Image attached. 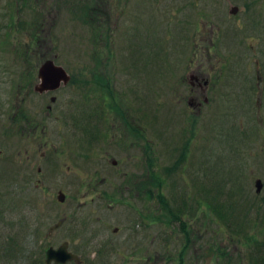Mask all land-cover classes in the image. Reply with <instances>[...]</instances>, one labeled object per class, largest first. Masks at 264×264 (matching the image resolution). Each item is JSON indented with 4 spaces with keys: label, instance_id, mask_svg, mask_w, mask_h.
<instances>
[{
    "label": "rangeland",
    "instance_id": "obj_1",
    "mask_svg": "<svg viewBox=\"0 0 264 264\" xmlns=\"http://www.w3.org/2000/svg\"><path fill=\"white\" fill-rule=\"evenodd\" d=\"M262 3L148 0L149 13L145 14L157 15L154 21L141 20L135 33L134 27L127 29V13L118 15L126 8L125 0H115L111 7L116 9L114 41L111 48L101 49L93 27L83 17L65 11L60 0L58 4L55 0H0V264H45L47 249L65 240L82 256L81 264H124L122 255H131L142 239L148 245L147 264H264V79L257 78L264 74ZM231 4L240 6L239 11L231 12ZM219 27L224 38L216 52L223 56L226 51L221 48H229L232 56L222 71L227 85L214 94L208 92V101L199 109L189 105L186 89L189 72L201 66L186 63L211 43L209 37L216 36ZM132 45L143 46L137 54L147 61L143 70L126 62L134 51ZM96 55L115 58L113 73L107 75L108 69L106 76L93 72L90 57ZM46 58H55L74 74L82 71L76 77L79 94L73 92L76 85H71L59 92L57 105L80 95L85 103L82 124L51 116L43 121L47 133H32L51 138L58 147L41 160L38 153L27 151L30 145L25 138L30 131L24 133L26 123L17 120V105L36 80L32 75L36 61ZM108 83L121 92L120 104L130 105L136 115L144 117L148 182L155 184L158 177L163 178L165 207L177 210L192 203L182 216L186 223L193 222L194 249L177 252L185 238L184 222L152 224L149 219L142 230L134 224L129 244L110 248L104 259L102 254L94 257L103 238L123 239L128 233L127 222L117 220L125 206L111 211L104 206L100 196L109 182L98 184L95 171L105 170L109 175L111 169L140 170L142 163L139 157L128 159L117 149L114 158L119 165L103 166L99 147L96 154L91 153L96 122L92 94ZM21 88L24 93L18 95ZM31 91L24 111L39 121L49 98L35 96L33 86ZM203 99L195 97L192 102ZM100 146L108 149V143ZM51 158L52 164H46ZM115 175L118 184L122 177L118 172ZM258 178L263 183L260 192ZM60 190L67 195L64 202L58 199ZM165 213L170 217V210ZM65 217L62 226L56 227ZM116 225L122 226L119 235L113 234ZM135 262L139 264V260L129 264Z\"/></svg>",
    "mask_w": 264,
    "mask_h": 264
},
{
    "label": "flooded vegetation",
    "instance_id": "obj_2",
    "mask_svg": "<svg viewBox=\"0 0 264 264\" xmlns=\"http://www.w3.org/2000/svg\"><path fill=\"white\" fill-rule=\"evenodd\" d=\"M42 0H37V2H41ZM53 1V0H47ZM57 1V4L59 0ZM61 3L65 4V11H70L75 17L84 18L85 24L91 25L93 29L95 30V40L96 44H98V48H111V45L114 41V27L115 22L114 19H112V16H115L116 9L111 8L113 6V3H115V0H60ZM151 1H159V0H151ZM233 0H228L229 3H231ZM244 1V0H242ZM260 1L264 0H254V2H257V4L260 3ZM241 2V0H240ZM126 8L120 10L118 15H123L125 12L127 13V29L129 31H132V28L134 27L135 33H137V26L141 25V20H145L148 22V19H152L154 21L156 17L155 14H145L149 13V10L147 8L148 6V0H125ZM248 4H245L244 2V9L246 8ZM108 6V8L106 7ZM260 6V5H259ZM264 9V3L260 6L259 9ZM54 7L49 4V11L52 12ZM240 9V6L237 4L232 5L229 10L231 12H238ZM180 10V6H178V10H174L178 13ZM246 10V9H245ZM250 10V9H249ZM128 11V12H127ZM108 13V14H107ZM146 15V16H145ZM126 16V15H125ZM134 16V17H133ZM145 16V17H144ZM137 19V22L134 21V19ZM143 20V21H144ZM222 28L219 27V30H215L214 32L217 34L216 36H210V42L207 46L204 47V50L202 49V52H196L194 57L188 58V62L186 64L189 65H195L200 64V68H198L197 72L196 70H192V72H189V85H187V95L189 97V105H192L194 107H198L199 109L202 108V105L204 102L208 101V94L209 93H216L221 91L223 86L225 87V79H224V72H222L225 68V66H228L230 64L231 55L229 52V48L225 50L224 47L221 48V51H226V54L223 56H220L218 52H216L220 47L219 44H221L222 41ZM226 32V31H225ZM131 36H135L134 33H131ZM215 39H217L215 41ZM208 41V38L206 39ZM133 43H139L138 41H134L132 39ZM200 42V41H199ZM199 42H195V44H199ZM203 42V41H202ZM132 43V44H133ZM143 46L140 47H134L132 45L131 50H134L133 53H131L132 56L127 58V63L130 65H141V70H143L145 63L147 62L145 57L140 58L137 56L138 52H142ZM197 48V47H196ZM206 49V50H205ZM223 49V50H222ZM140 50V51H139ZM199 53V54H198ZM139 53L138 55H140ZM202 55V56H200ZM200 56V57H198ZM52 59L56 63L55 58H46L41 60H37L34 67H36L32 73L34 78L36 79L34 84L31 83L29 85V89L24 91L25 94L22 95V98L19 100L17 107L20 108L17 111V120L19 122L24 121L26 123L25 130L23 129L24 133L29 129L30 132H27L28 135L25 138L30 145V149L28 148L27 151L32 152L31 154H39V159L46 158V155L52 154V152H57L58 147L54 143H52L49 137H36L33 134H36L38 130H40L43 134L47 133V124L44 123L45 120L51 118V116H54L55 118L59 119L62 118V120L69 118L74 124H82V121L84 119V115H82L83 109H84V100H81L80 97H84V95L77 96V99H70L66 100L64 104L57 105L59 98L58 94L59 92L63 91L65 88L76 85L77 88H73V92L79 94L81 89L79 88L80 84L78 81L80 80L78 77L82 71L78 69V73L74 74L70 72L68 69L64 67L68 75L70 76V79L68 82H65L64 80L61 82L60 86L56 89H44V90H38L39 83L41 82L39 71L41 65L49 60ZM90 62L94 65L93 66V72L97 71L98 75H105L108 69V74H111L109 71L113 73L114 71V64L116 62L115 58L109 57V56H98L90 57ZM256 62L259 63V60L256 58ZM173 64L174 61H171ZM179 63V62H178ZM181 63V61H180ZM85 64V63H80ZM206 66V67H204ZM260 69V68H259ZM37 71V73L35 72ZM32 71V70H31ZM194 71V72H193ZM36 73V75H35ZM95 74V73H94ZM96 76V75H95ZM31 77V76H30ZM99 78V77H98ZM258 80L264 79V74L258 75ZM187 76L184 77V81L186 82ZM105 80V79H104ZM104 80L100 82H103ZM233 81V80H232ZM111 83H108L107 85H102V88H96L93 91V96L95 97V110L92 112L93 116H95L96 122L94 123V132L95 135L92 138L93 146L92 152L95 153L99 147V157L98 159H103L102 162L103 166L108 164L109 162L113 164V166L117 167L119 165L118 160L114 158V155L117 154V149L119 153L125 154L129 158L139 157L142 160L141 168L140 170L136 168H132L129 170L124 169H111L107 172H109V175L106 174L105 170H96L95 176H97V182L98 184H105L108 183V186H106L107 191L102 193L100 198L104 200V206L107 207L110 211L115 209L116 206H125V210L118 212L117 220H124L127 223V231L128 233H125V237L123 239H106L103 238L99 242V248H97V251L94 253V257H97L98 254H102V258L104 259L105 253L110 248H115L117 250L118 247L123 246L124 244H129V238L131 237V234L133 230V226L135 224L136 227H138L140 230H142L143 226L148 227L149 219L153 220L151 222L152 224H158L163 223L166 221H179V219L166 217V213L164 210V204L163 201H161V194L164 193V190L162 187H164L163 184L159 183L160 181H163V178L159 179V177L156 179L155 184H150L148 182V146L149 141L146 137V126L144 124V117L143 115H136V113L132 110L133 108L130 105L125 106L124 104H120L119 100L121 97V92L110 87ZM33 86V92L35 93V96H42L44 98H49V102L45 104L43 107L45 114L43 115V119H40L39 121L34 119L31 116H28V114L24 111V105L26 104V101L28 99V95L30 94L31 88ZM220 86V87H219ZM31 87V88H30ZM40 87V86H39ZM219 87V88H218ZM45 88V87H44ZM220 89V90H219ZM24 90V89H23ZM22 88L19 89V94L21 95V92H23ZM262 91H264V87L261 88ZM23 92V93H24ZM209 92V93H208ZM73 93V94H74ZM195 97H203V102L201 100H198L196 103H193L192 100ZM72 103V104H70ZM27 106V105H26ZM23 107V109H21ZM75 110H73L72 108ZM27 108H29L27 106ZM73 110V112H72ZM194 111V109H192ZM44 121V122H43ZM65 121V120H64ZM44 123V124H43ZM65 125V123H64ZM102 144L108 143V149L101 150ZM96 149V150H95ZM95 150V151H94ZM131 150H137L138 152H131ZM30 155L29 158H30ZM53 157V156H52ZM99 159V160H100ZM45 160V159H44ZM52 158L49 159V161L46 162V164L50 165L52 164ZM105 169V168H104ZM38 173L41 174L43 172V169L41 166H38ZM116 172L119 173V175L122 177L120 179V183L116 184ZM109 177V178H108ZM114 180H113V179ZM67 197V195H66ZM151 200V202H150ZM153 201V202H152ZM192 206V203L189 204V207L185 206L189 209ZM117 211H115L116 213ZM168 214V213H167ZM119 218V219H118ZM66 220V217L63 218L61 221L63 224ZM181 220V219H180ZM182 223L184 222V226H181V230L184 231L185 238L183 242L181 243L182 248H179V255L187 252L186 249H194L195 248V231L192 220H189L187 223L183 220L182 216ZM121 225V224H120ZM116 225L113 227L114 235H119L120 230L122 229V226ZM62 226V225H61ZM59 226V227H61ZM109 238V236H108ZM172 240V239H171ZM68 241V240H65ZM69 242V241H68ZM163 243H165L163 241ZM147 242L145 239H142L139 243V246H134L135 249L132 250L131 255H122L123 257H126L124 264H129L132 261L139 260V264H147L149 260V252L147 247ZM69 250L71 252H74L78 254V252L74 251L70 248V242H69ZM170 252V250H169ZM80 255V254H79ZM81 256V255H80ZM130 256V257H128ZM136 256H140L139 259L136 258ZM82 259V256H81ZM69 262H76L75 260L69 261ZM83 263V261L81 262ZM80 263V264H81ZM137 264V262H135ZM57 264V263H56ZM98 264H101L99 262ZM109 264V263H108ZM111 264V263H110Z\"/></svg>",
    "mask_w": 264,
    "mask_h": 264
},
{
    "label": "water",
    "instance_id": "obj_3",
    "mask_svg": "<svg viewBox=\"0 0 264 264\" xmlns=\"http://www.w3.org/2000/svg\"><path fill=\"white\" fill-rule=\"evenodd\" d=\"M38 71L41 79V82L39 83L40 87L38 86V90H44V89L54 90L60 86L63 80L65 82H68L70 79L67 70L61 65L56 64L52 59L45 61L41 65L40 70ZM262 185H263L262 180L260 178L256 179L257 192L261 191ZM58 199L61 202H64L66 199V193L60 190L58 194ZM60 223L62 222L56 224V227H58ZM72 260H75L77 263L82 262L81 256L79 254H76L69 250L68 241H64L58 247L50 246L47 249L45 264H53V263L64 264Z\"/></svg>",
    "mask_w": 264,
    "mask_h": 264
},
{
    "label": "trees",
    "instance_id": "obj_4",
    "mask_svg": "<svg viewBox=\"0 0 264 264\" xmlns=\"http://www.w3.org/2000/svg\"><path fill=\"white\" fill-rule=\"evenodd\" d=\"M159 183L164 184L163 181H160ZM163 197H164L163 194H161V198H160L161 201H166L165 198H163ZM163 204H164V202H163ZM184 205L187 206L184 203L183 206H179V208L177 210H173V208L168 209L169 207H165V205H164V207L166 208L165 210H167V212H168V210H170V212H171L170 216H172V218L182 220V214L185 213V206Z\"/></svg>",
    "mask_w": 264,
    "mask_h": 264
}]
</instances>
